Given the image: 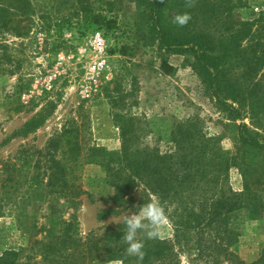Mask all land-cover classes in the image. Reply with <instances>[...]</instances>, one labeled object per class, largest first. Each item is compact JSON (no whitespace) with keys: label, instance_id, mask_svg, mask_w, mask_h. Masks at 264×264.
Masks as SVG:
<instances>
[{"label":"trees","instance_id":"obj_1","mask_svg":"<svg viewBox=\"0 0 264 264\" xmlns=\"http://www.w3.org/2000/svg\"><path fill=\"white\" fill-rule=\"evenodd\" d=\"M138 2L147 18L149 40L158 50L191 57L217 110L226 117L225 133L235 150L225 152L220 138L207 136L198 121L158 116L142 120L130 112L132 105L118 86L107 89L106 98L120 132L119 150L92 143L80 114L77 122L56 132L42 149H22L17 157L0 162V218L8 212L18 228L31 236L28 248L0 254V264H178L173 241L147 240L143 233L138 234L145 244L143 259L129 256L120 241L123 222L101 234H81L76 212L89 192L78 183V172L86 166L104 171L111 189L105 200L118 208L129 205L128 198L138 190L149 201L152 196L159 198L166 209L175 207L170 216L175 238L184 234L196 239L199 256L207 264H247L230 249L238 238L234 217L247 211L258 220L264 213V161L253 158L264 160V140L259 133L264 125V11L253 20H244L239 11L247 8L246 0ZM82 8L61 24L70 26L74 17L86 13ZM184 13L191 17L186 25L173 22ZM35 14L31 0H0V35L28 36ZM95 19L98 29L115 26L102 14ZM24 20L29 23L22 26ZM56 108V102H47L18 134L42 127ZM144 124L156 140L154 146L144 143ZM160 144H166L167 150ZM233 169L241 173V192L230 185ZM51 196L59 197L72 210L68 219L29 214L31 207ZM42 218L46 222L40 224ZM205 236L207 241L202 243ZM250 264H264V249Z\"/></svg>","mask_w":264,"mask_h":264},{"label":"rangeland","instance_id":"obj_2","mask_svg":"<svg viewBox=\"0 0 264 264\" xmlns=\"http://www.w3.org/2000/svg\"><path fill=\"white\" fill-rule=\"evenodd\" d=\"M31 1L36 14L31 18L29 35H0V162L17 157L22 149H42L56 132L77 122L80 114L90 130L92 143L109 151L119 150L120 132L106 98V90L117 86L122 96L126 94L127 104L132 105L130 112L140 119L158 116L198 121L207 136L220 138L225 152L235 150L233 140L225 133L226 117L217 110L191 57L158 50L149 40L147 18L142 16L138 0ZM246 1L247 8L239 11L244 20H253L264 11V0ZM79 7L86 13L74 17L70 26H63L61 21ZM99 14L114 21L115 26L98 29L95 16ZM28 23L24 20L22 26ZM98 33L102 46L96 41ZM93 87L101 89L95 93ZM49 101L56 102L57 108L46 123L30 134H18ZM141 131L144 143L154 146L156 140L148 134L145 124ZM259 133L264 140V125ZM160 146L163 151L168 148L166 144ZM253 158L258 163L264 161L259 156ZM78 176V183L89 192L76 212L83 236L101 234L108 227L120 225L125 215L135 212L134 206L149 202L138 190L128 198L129 205L118 208L105 200L111 189L100 167H83ZM230 185L236 192L242 191L239 170L230 172ZM174 210L175 207L166 209L169 223L160 238L173 241L178 264H207L199 256L196 239L184 234L175 238L170 217ZM28 212L65 219L73 213L56 196ZM44 222L42 218L40 224ZM233 228L238 238L230 251L247 264L259 259L264 249V213L262 218L253 220L247 211L240 212L233 219ZM203 238L205 243L207 236ZM30 243L31 236L18 228L14 216L5 213L0 218V254L28 248Z\"/></svg>","mask_w":264,"mask_h":264},{"label":"clouds","instance_id":"obj_3","mask_svg":"<svg viewBox=\"0 0 264 264\" xmlns=\"http://www.w3.org/2000/svg\"><path fill=\"white\" fill-rule=\"evenodd\" d=\"M191 19L190 14H178L174 17V23L179 26L186 25ZM136 207L135 212L125 215L122 239L126 245L124 252L129 256H135L138 260L144 257V240L138 238L143 233L147 240L158 239L162 229L169 223L168 213L159 198L153 196L148 203Z\"/></svg>","mask_w":264,"mask_h":264},{"label":"built area","instance_id":"obj_4","mask_svg":"<svg viewBox=\"0 0 264 264\" xmlns=\"http://www.w3.org/2000/svg\"><path fill=\"white\" fill-rule=\"evenodd\" d=\"M96 41L98 42V44L100 45V46H102V41H103V39H102V37H101V34H97L96 35Z\"/></svg>","mask_w":264,"mask_h":264}]
</instances>
